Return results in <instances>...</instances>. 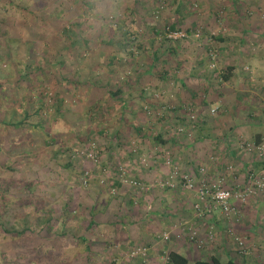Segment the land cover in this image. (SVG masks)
<instances>
[{
  "label": "rangeland",
  "instance_id": "374dc122",
  "mask_svg": "<svg viewBox=\"0 0 264 264\" xmlns=\"http://www.w3.org/2000/svg\"><path fill=\"white\" fill-rule=\"evenodd\" d=\"M37 1L39 7L27 5L28 0L8 3L0 0V21L4 19L1 22L10 30L8 38H11V56L2 61L1 74L14 79L22 73L25 62L37 63L41 55L35 49L40 53L45 51V59L55 54L57 40L47 34L44 37L41 31L57 32L59 21L40 12L43 4L49 12L60 10L67 20L78 21L77 28L94 41L91 44L94 49L79 63L75 61L72 69L68 64L69 57L74 55L66 57L65 67L59 72L70 74L66 78L74 83L52 86L58 68L53 64L48 66L50 71L46 78L49 82L43 87L44 96L49 99L51 94L59 93L62 102L58 108L52 105L43 113L45 121L41 130L61 138L62 143L56 144L57 148L55 144L53 147L43 145V133L39 129L0 126V146L10 144L9 151L26 149L23 154H10L0 147L1 225L7 229L21 226L24 216L17 206L19 195L30 189L37 198V202L31 198V203L35 207L44 206L51 216L50 233L65 230L57 234V238L45 239L49 233L43 225L20 234L0 228V251L18 264L46 261L54 264H166V252L185 250V245L197 252L204 251L203 256L211 255L213 245L223 240L219 238L222 230H217L209 216L200 218L195 214L193 193L182 188L177 178L172 187L157 184L167 175L166 160L175 164L180 172L195 178H213L220 171L224 173L226 185L245 182L246 169H239L240 163L232 161L234 156H226V149L253 153L238 146V140H253L236 133L225 142L198 143L195 138L198 134L219 136L222 133L221 113L232 109L222 111L217 107L210 111L212 106L222 103L219 100L236 105L233 111L244 116L246 111L255 119L259 113L264 116V97L255 108L247 110L257 99L256 91L261 82V72L257 73L253 62L256 53L264 55L261 51L264 50L261 47L264 43V0ZM26 6H29V13L25 17L22 12ZM170 23L176 27L172 31L184 35L164 36L166 39H163L161 31L155 34L152 30V27H160V30ZM18 32L23 39L20 36L15 39ZM124 34L123 46L115 40ZM213 35L221 38L215 39ZM97 37L102 41L98 42ZM27 40L31 41L25 42ZM45 41L49 43L47 47L43 44ZM174 43L178 46L174 50L165 49ZM29 45H33L31 51L27 50ZM157 45L159 56L151 63L150 51ZM108 54L113 58L107 62ZM226 65L239 70L238 75L219 81L217 71ZM74 69L77 71L72 73ZM88 73L95 81L87 80ZM114 79L122 90L111 94L113 91L107 90L104 82ZM61 82L64 83L62 78ZM183 101L192 102L187 105L190 109L184 105L173 109ZM182 110H186L188 117L179 121L176 113ZM200 112L206 115L205 121L194 127L189 125L186 133L184 124L189 120L193 123L196 113ZM39 119V115L31 116L33 121ZM156 133L167 141L160 144L153 139ZM23 134L26 136L20 138ZM22 139L25 142L21 143ZM58 146L60 151L55 152ZM221 150L225 151L223 155ZM211 154L218 156L213 163L210 162ZM131 163L144 168L140 169L143 177L131 173ZM228 163L237 166L232 165L227 176L225 164ZM200 166L205 167L204 172L196 175ZM213 167H218L216 173L210 170ZM257 174L264 177V169ZM123 176L135 177L147 188L132 187L120 180ZM143 193L146 195L141 199ZM259 195L264 196V188L256 190L245 201ZM31 203L27 205L29 208H32ZM89 209L93 210L92 223L87 221ZM154 209L172 212L162 222L155 219L151 212ZM237 212L238 215L224 220L238 221V208ZM33 213L31 209L26 218L34 219ZM214 213L220 217L218 212ZM209 224L213 225V235L208 231ZM191 230L195 231L194 238H189ZM231 232L229 226L225 228V237L232 235ZM78 234L91 240L90 251L73 237ZM242 234L233 231V235L240 237ZM138 245L145 247L144 253L131 254L132 248ZM239 256L242 255L239 253ZM1 258L0 255V261ZM33 258L35 262L31 261Z\"/></svg>",
  "mask_w": 264,
  "mask_h": 264
},
{
  "label": "trees",
  "instance_id": "16d2710c",
  "mask_svg": "<svg viewBox=\"0 0 264 264\" xmlns=\"http://www.w3.org/2000/svg\"><path fill=\"white\" fill-rule=\"evenodd\" d=\"M4 2H12V0H1ZM168 1H172L174 2L175 0H168ZM88 3V2H87ZM38 1L37 0H28L27 5H35L37 6ZM29 6H26V8L24 7L25 11L23 10L22 15L26 17L27 13H29V10H27ZM46 9V5H40V12H43L45 15L49 16H53L55 19H57L59 21V29L57 30V32L48 34L46 32L41 31L42 35L45 37L46 34L49 35L50 37H54L57 41L55 42L57 45V48L54 50L55 54L51 55L48 59L43 58L45 56L46 53H44L45 51L42 50V52H39V49H35V51H37L41 56L40 59L37 60V63L33 64L31 62H25V64L23 65V71L22 73H18L17 77H15L14 79H10L7 75L1 74L0 73V112L2 113V115L0 116V126L2 128L6 127V126H11V127H18V126H24V128L26 129H39L41 131V134L43 133V136L41 138V142L43 143V145L46 146H52L53 144H57L60 145L61 142V138H57L54 135L50 134V132L48 131H42V124L45 121V116L43 115V113L46 112L47 108L49 106H54L56 108H58V106L61 104L62 102V97L59 93L56 94H51L49 99H46V97L44 96V89L43 87H47V81L49 82V80H47L46 75L47 72L49 73V68L48 66H50V64L56 65L58 68V72L57 75L55 76L56 78H52V86L55 84H61L64 85L69 84L70 81L72 83H74V81L72 80H68L66 77L68 75H63V73L59 72L62 71V69L65 67V63L64 61L67 59L66 57L70 56L71 54L74 55L72 57H69L71 59V61H69V68H73V63L75 61V63H79L80 60L82 59V57L87 54L90 53L94 47L91 45L92 43H94V41L92 39L89 38V36H85L84 34H82V31H80L78 27L79 22L77 21H69L67 20V18L64 15L60 14V10H55L52 12H49ZM31 12V10H30ZM46 17V16H45ZM1 21H4V19H2ZM0 21V69L2 68V61L10 58L11 56V51H10V45H9V40L11 38H8V34H10V30L7 29L5 27L4 22ZM25 27H28V25L25 24ZM160 27H152L153 32L156 34V32H162V38H164V36H166V32H168L169 30L175 29V25H173L172 23L164 25L163 27H161V29L159 30ZM29 29V27H28ZM73 29H77L73 30ZM185 31H188L187 29ZM18 38L15 39H19V36L22 38L23 35H20V32H18V34L16 33ZM125 38V34L121 37H119L118 39H116V42H119L120 45L125 44L124 40H122V38ZM213 37L215 39H220L221 37L218 35H213ZM23 39V38H22ZM98 42H101L102 40L97 37L96 39ZM24 41V40H23ZM31 40H27L25 42H28ZM60 41V42H58ZM176 42V41H175ZM47 45H46V44ZM44 45H46V47L48 46V41L43 42ZM160 45V44H159ZM159 45L155 46L151 51H150V59H151V63L157 61L158 56H159ZM169 45V44H167ZM177 44L174 43V46H165L166 50H174ZM33 45H29L27 49L28 51L32 50ZM35 48V47H33ZM34 50V49H33ZM128 53H131V51H129ZM66 55V56H65ZM113 56L108 54L107 55V62L110 60H112ZM127 61H130L129 58L127 59ZM152 64H149V66ZM67 66V65H66ZM77 65H75L74 67H76ZM96 65H93V67ZM154 68V65H153ZM231 65H226L222 68H219L217 71V75H218V79L219 81L222 80H227L229 78V76L231 75ZM13 70V69H12ZM18 70V68L16 69ZM75 71H77V69H74V71L72 73H74ZM160 71V70H159ZM59 74H62L59 76ZM216 74V73H215ZM16 75V74H15ZM60 77V79H59ZM61 78L63 79V82H61ZM87 80H93L95 81V77L91 76V74L88 73V77ZM46 82V83H45ZM46 85V86H45ZM104 86L107 90H112L113 92L111 94H116L120 91V86L118 85V82L116 79L110 81L109 83L104 82ZM8 87V88H7ZM112 88V89H111ZM6 90H8V92H6ZM194 96V95H193ZM202 98H200L199 100H201ZM192 100V99H191ZM203 101V99H202ZM5 105V107H1L2 105ZM182 105L179 106H175L173 109L176 108H180V106L184 105V108H187L188 104H192L191 101H183ZM203 102H200V104H202ZM205 103H203L204 105ZM218 106H216L217 108ZM218 110H220V108H218ZM217 110V111H218ZM186 110H182L180 111V113H176V119L180 120H184L186 119L188 116L185 114ZM204 112H200L199 114L196 113L195 116V121L193 122V127L196 126L199 122H204L205 121V117L206 115L203 114ZM213 113V112H212ZM32 115H39V120H31V116ZM191 121V120H189ZM185 126L188 125V123L186 122L184 124ZM21 133H24L25 130L22 129ZM200 131L198 130V133ZM26 136V134H23L20 138ZM198 138H204V137H208V134L204 133V134H198L196 136L195 139ZM153 139H155L156 141H158L160 144L164 143L166 139H163L159 133H156L155 135L152 136ZM24 140L22 139L20 142L22 143ZM25 142V141H24ZM15 145V143H12ZM11 144V145H12ZM56 145V148H57ZM2 147L6 152L11 153H21L26 151V149H18V150H13V151H9L10 148V144L5 147V146H0ZM53 147V146H52ZM55 148V152L56 151H60V148L58 146V149L56 150ZM54 153V151H53ZM214 155L216 157L215 154H211ZM211 163H213L210 160ZM69 163L66 161L65 165H68ZM220 167V165L218 166ZM217 167V168H218ZM196 171V168H195ZM216 174H220V172L216 173ZM222 174V173H221ZM115 181V180H114ZM113 181V182H114ZM114 183H118L117 181H115ZM113 185V184H112ZM110 187V184L108 185ZM33 192H31L30 189H27V192H24V194L19 195V204L17 206L21 207V214L24 216L21 220V226L17 229L12 228V227H8L9 229H7V227H4L1 225L0 223V228L3 229L4 231H12L15 234H20L22 232L25 231H31L32 232V228L36 227L37 225L41 226L43 225L44 227H46V232L49 233L48 235H45V239L52 237H58L57 234L59 233H64L65 230L59 231V233H54L51 232V222H50V217L49 216V212L48 210L46 211L44 209V206L40 205L38 207H35L32 203H31V198L34 199V202H37V198L35 197L34 194H32ZM29 203H31L32 208H29L27 205H29ZM31 209L34 211L33 216L35 217L33 218H26L27 215L30 214ZM40 210V211H39ZM45 212V213H44ZM65 214H63V216H66V212H64ZM93 210L89 209V218L87 219L88 223H92L93 219ZM213 215H211L209 217V219L212 217ZM62 221L65 220V218L63 217L61 219ZM43 228V227H41ZM48 237V238H47ZM73 237L76 238L77 241H79L80 243L83 244V248L86 251H90V243L91 240L88 239L87 237H85L82 234H78V235H73ZM47 246L48 244H46L43 247L44 252L47 251ZM238 249V247H237ZM238 253L242 254L240 252V250L238 249ZM244 253V252H243ZM0 255H1V261L0 264H18L15 260L11 259L9 260V257L5 256L3 254V251H0ZM166 264H241L239 263L237 260H235L232 257H219L217 255L211 254V255H207V256H198L196 258H194L193 260H189L187 258V256L182 253L181 251L177 250V249H169L166 252ZM31 261H36L35 258L31 259ZM33 263V262H32ZM38 264H54V263H49L48 261L46 262H38ZM61 264H65L64 262H61Z\"/></svg>",
  "mask_w": 264,
  "mask_h": 264
},
{
  "label": "crops",
  "instance_id": "0c3cea01",
  "mask_svg": "<svg viewBox=\"0 0 264 264\" xmlns=\"http://www.w3.org/2000/svg\"><path fill=\"white\" fill-rule=\"evenodd\" d=\"M259 34V33H258ZM262 45V44H261ZM261 47H264V43ZM264 51V50H261ZM240 55V54H239ZM255 62H253V65L255 67V70L260 71V77H261V82H260V87H258L255 96L257 99L253 102V104H250L251 107H248L247 110L255 108L257 102L259 101L261 103L262 97H264V55L263 54H255ZM239 70H234L233 66L231 68V75L235 76L238 75ZM243 72V71H242ZM122 88L120 87V91ZM252 99V98H251ZM222 103H218L217 106L220 108V110L223 111L225 108L227 109H232V111L229 112H224L221 113L222 115V122L220 123V126H223L222 133L219 136L215 135H208V137H204L203 139L198 138L195 139L198 143L205 142V141H218V142H225L227 140H230L232 136L236 134H241L247 139L253 140L255 142H264V116L261 117V114H258V117L252 118L253 114L250 111L245 112L242 114L241 112H236L235 109L237 106H233L231 103L230 104H225L223 101H220ZM217 108V109H218ZM241 110V109H240ZM259 110V109H258ZM220 112V111H219ZM220 115V113H219ZM178 120V119H177ZM181 121V120H180ZM165 139V138H163ZM167 140H165L166 142ZM231 150L226 149V156L233 157L232 161L233 162H239L240 167L239 169H246L245 174L248 173L249 171H252L254 173H257V171H261L264 169V156H258L254 153H247L243 152L240 149L236 151L234 148H230ZM221 155L225 153V151L221 150ZM249 154V155H248ZM216 158L218 157L217 154ZM237 155V156H236ZM239 155V156H238ZM231 160V159H230ZM231 161V162H232ZM133 163V162H132ZM131 163V165H132ZM233 167L235 168L237 165L232 164ZM130 171L133 175L143 177V175L140 173V168L135 166L134 164L129 167ZM195 170V168H194ZM212 173H216L217 168H212ZM231 170H225L228 176V172ZM224 175V173L222 172ZM236 175H240V173H236ZM232 174L230 175V177ZM226 178V177H225ZM240 179V178H239ZM146 193L141 194L140 198L144 199ZM161 199V197H160ZM161 203V200H160ZM237 208L239 211V219L238 221H232V222H227L224 220L221 216H217V214H213V216L210 218V221L213 223L215 227H217V230L221 231L219 233L220 237L223 238L219 239V242L217 244H214L211 250L213 251L212 254L217 255L219 257H232L235 260H237L241 264H263V259H264V196H253L252 199H248L245 202L238 203ZM152 214L154 213V217L158 221L165 220L169 215H171L172 211H168L167 209L165 210H160L159 211L154 209L151 211ZM150 212V214H151ZM184 215L185 213H182ZM191 215V214H190ZM238 215V212L237 214ZM182 217V216H181ZM224 220H222V219ZM228 226L232 230V235H227L226 238L224 235L225 228H228ZM233 231H235V234L240 235L242 234L244 237V244L246 246V251L243 253L241 252L242 256H239L238 249L235 246V241L233 240ZM225 238V239H224ZM185 250H179L182 253H184L187 257H198V256H203L205 255V252H197L195 249H190L188 248V245L184 247ZM189 249V250H188ZM238 253V254H237ZM198 255V256H197Z\"/></svg>",
  "mask_w": 264,
  "mask_h": 264
},
{
  "label": "built area",
  "instance_id": "2783aa9c",
  "mask_svg": "<svg viewBox=\"0 0 264 264\" xmlns=\"http://www.w3.org/2000/svg\"><path fill=\"white\" fill-rule=\"evenodd\" d=\"M264 17V15H263ZM166 36H181L184 35L182 32H174L169 30L165 34ZM216 106H212L210 111H213ZM190 109V108H187ZM188 125L186 126V130L188 133L189 125L192 127L193 123L188 121ZM181 127L179 130L181 131ZM185 133V134H186ZM238 146L244 151H250L257 155L264 154V143L263 142H255V141H247V140H238ZM210 160L214 162L216 157L214 155H210ZM166 163L169 166L167 175L164 180L159 182L157 185L159 187H172L176 185V178L178 179V184L189 191H192L194 199L192 201V209L195 214L204 218V216H211L215 214L214 212H218L223 219H228L231 215H236L237 213V202H244L251 194L256 193V190H262L264 188V177L259 176V174L249 171L246 173V179L243 185L239 184H225L224 176L220 174H216L213 178H205L203 176H197L195 178L194 175L189 174L187 172H180L177 170L175 164L166 160ZM204 168L200 166L197 170L196 175L198 173H203ZM225 170H232L231 163L225 164ZM220 172V171H218ZM217 172V173H218ZM120 180L127 182L130 186L138 188V189H146L147 186L140 182L141 180L135 177H125L123 176ZM213 225H208V231L210 235H213L212 231ZM191 234L189 238H194L196 236L195 231L191 230ZM232 233V232H231ZM236 240L237 247L240 252L246 251V246L244 244V237L241 238L239 236H233ZM145 247L138 245L134 246L130 251L131 254L141 253L143 254Z\"/></svg>",
  "mask_w": 264,
  "mask_h": 264
},
{
  "label": "clouds",
  "instance_id": "9594fccd",
  "mask_svg": "<svg viewBox=\"0 0 264 264\" xmlns=\"http://www.w3.org/2000/svg\"><path fill=\"white\" fill-rule=\"evenodd\" d=\"M97 8L99 9V6H97ZM103 13L101 12V15H102Z\"/></svg>",
  "mask_w": 264,
  "mask_h": 264
}]
</instances>
